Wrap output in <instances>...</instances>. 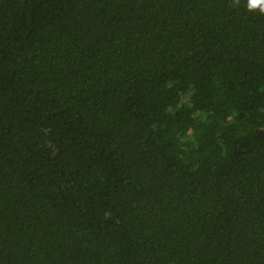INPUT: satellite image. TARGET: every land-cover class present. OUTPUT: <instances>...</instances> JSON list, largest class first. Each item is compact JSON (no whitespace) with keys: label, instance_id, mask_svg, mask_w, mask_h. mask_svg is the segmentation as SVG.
<instances>
[{"label":"trees","instance_id":"1","mask_svg":"<svg viewBox=\"0 0 264 264\" xmlns=\"http://www.w3.org/2000/svg\"><path fill=\"white\" fill-rule=\"evenodd\" d=\"M0 264H264V0H0Z\"/></svg>","mask_w":264,"mask_h":264}]
</instances>
